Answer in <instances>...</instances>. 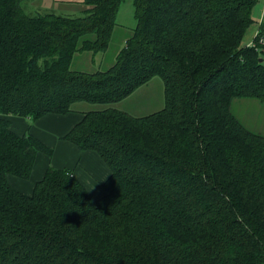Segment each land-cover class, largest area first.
<instances>
[{"label":"trees","instance_id":"16d2710c","mask_svg":"<svg viewBox=\"0 0 264 264\" xmlns=\"http://www.w3.org/2000/svg\"><path fill=\"white\" fill-rule=\"evenodd\" d=\"M25 1L0 0V264H264V134L232 109L264 101V26L244 42L257 0H132L135 27L95 71L74 57L109 49L125 0H82L81 15ZM156 76L161 109L113 105ZM79 102L109 104L60 137L109 166L105 194L69 167L15 188L54 153L31 123Z\"/></svg>","mask_w":264,"mask_h":264},{"label":"rangeland","instance_id":"374dc122","mask_svg":"<svg viewBox=\"0 0 264 264\" xmlns=\"http://www.w3.org/2000/svg\"><path fill=\"white\" fill-rule=\"evenodd\" d=\"M75 1L77 0H71L73 3ZM27 2V0L24 2V7L26 12L31 15H37L49 11H54L63 15H81V11H78L79 8L77 6L70 9L61 8V6L47 8V6H49L47 4L48 2L44 0L41 6L38 5V8L35 9V7ZM71 2L69 1V3ZM263 10L264 0H257L253 8V16L256 20L261 19L263 16ZM117 22L118 24L111 39L109 49L106 52L97 53L94 58H92L93 55L90 52L76 54L72 63L73 69L95 71L97 69L106 68L108 63H111L114 60L115 54L124 45V39L132 32V29L136 25L132 0L124 1L118 14ZM256 27V23L249 27L244 37V42L253 40V36L256 35ZM105 61L106 63H104ZM108 105L109 104L79 102L76 103L75 107L76 109L91 110L101 109ZM113 105L136 115H145L161 109L164 105V85L162 78L159 76L152 78L147 84L138 88L132 95ZM232 109L235 115L246 127L264 134V101L256 98H239L233 101Z\"/></svg>","mask_w":264,"mask_h":264},{"label":"crops","instance_id":"0c3cea01","mask_svg":"<svg viewBox=\"0 0 264 264\" xmlns=\"http://www.w3.org/2000/svg\"><path fill=\"white\" fill-rule=\"evenodd\" d=\"M27 1L28 4L37 9L38 5L41 6L44 0ZM46 1L49 5L47 8L61 6V8L63 7L70 9L77 6L79 8L78 11H81L84 8V5L81 2L82 0H77L74 3L71 2V0ZM69 1L71 3H69ZM255 23L257 24L255 33H257L261 26H264V10L261 19L256 20ZM92 58H94V56ZM82 111H86V109H76V111L69 112L67 114H48L31 123L30 131L41 138L45 143L53 147L54 153L51 157L45 153H38L31 176L28 179L12 175L9 176V181L15 188L26 194H31L36 183L43 178L47 167L54 166L58 168H72L75 175L89 189L93 199L96 200L105 194L103 182L110 175L109 166L96 152L91 150H80L75 144L60 138L82 118ZM9 118L12 121V127L19 134H22L26 131L28 124L31 121L29 118L21 116H9Z\"/></svg>","mask_w":264,"mask_h":264},{"label":"clouds","instance_id":"9594fccd","mask_svg":"<svg viewBox=\"0 0 264 264\" xmlns=\"http://www.w3.org/2000/svg\"><path fill=\"white\" fill-rule=\"evenodd\" d=\"M67 175L71 176V173H69V174H67Z\"/></svg>","mask_w":264,"mask_h":264},{"label":"built area","instance_id":"2783aa9c","mask_svg":"<svg viewBox=\"0 0 264 264\" xmlns=\"http://www.w3.org/2000/svg\"><path fill=\"white\" fill-rule=\"evenodd\" d=\"M250 43H253V42H250Z\"/></svg>","mask_w":264,"mask_h":264}]
</instances>
